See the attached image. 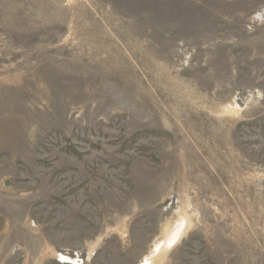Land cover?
Returning a JSON list of instances; mask_svg holds the SVG:
<instances>
[{"label":"rangeland","instance_id":"obj_1","mask_svg":"<svg viewBox=\"0 0 264 264\" xmlns=\"http://www.w3.org/2000/svg\"><path fill=\"white\" fill-rule=\"evenodd\" d=\"M177 221L157 264H264V0H0V264Z\"/></svg>","mask_w":264,"mask_h":264},{"label":"bare ground","instance_id":"obj_2","mask_svg":"<svg viewBox=\"0 0 264 264\" xmlns=\"http://www.w3.org/2000/svg\"><path fill=\"white\" fill-rule=\"evenodd\" d=\"M174 226L167 230L160 244L154 249V251H152V255L145 259L144 264H157V262L161 260V256L167 253L176 242H179L186 227L181 221H177ZM152 259L154 261H152Z\"/></svg>","mask_w":264,"mask_h":264},{"label":"built area","instance_id":"obj_3","mask_svg":"<svg viewBox=\"0 0 264 264\" xmlns=\"http://www.w3.org/2000/svg\"><path fill=\"white\" fill-rule=\"evenodd\" d=\"M57 261L60 262V263H63V262L66 263L67 261H68V262L73 261V264H76V263H75V260H74L73 258H71L70 260H68L67 257L65 258V257H63V256H61L60 258H58Z\"/></svg>","mask_w":264,"mask_h":264}]
</instances>
